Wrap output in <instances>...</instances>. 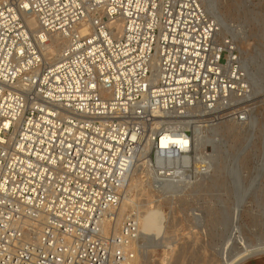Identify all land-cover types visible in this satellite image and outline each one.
Returning <instances> with one entry per match:
<instances>
[{
	"label": "built area",
	"instance_id": "built-area-1",
	"mask_svg": "<svg viewBox=\"0 0 264 264\" xmlns=\"http://www.w3.org/2000/svg\"><path fill=\"white\" fill-rule=\"evenodd\" d=\"M216 32L202 0H0V264H135L136 210L119 216L134 165L176 189L193 158L161 140L237 115L246 76Z\"/></svg>",
	"mask_w": 264,
	"mask_h": 264
},
{
	"label": "rangeland",
	"instance_id": "rangeland-1",
	"mask_svg": "<svg viewBox=\"0 0 264 264\" xmlns=\"http://www.w3.org/2000/svg\"><path fill=\"white\" fill-rule=\"evenodd\" d=\"M202 1L221 25L219 37L233 41L253 94L231 103L237 115L230 119L238 124L233 130L227 129L229 118L216 121L213 130L206 125L205 134L211 132L212 139L202 147L206 153L214 147L220 155L213 171L222 181L215 180V187L206 182L204 191L178 192L179 199L164 201L149 190L138 196L142 201L150 198L148 231L139 256L141 264H264V255L249 253L253 246L264 247V0ZM242 109L247 119L240 123L236 117ZM160 228L172 238V251L165 252L161 240L157 244Z\"/></svg>",
	"mask_w": 264,
	"mask_h": 264
},
{
	"label": "bare ground",
	"instance_id": "bare-ground-1",
	"mask_svg": "<svg viewBox=\"0 0 264 264\" xmlns=\"http://www.w3.org/2000/svg\"><path fill=\"white\" fill-rule=\"evenodd\" d=\"M19 1H25V0H19ZM23 16H24V20H25L26 24L33 30V34H36L38 32V22H37L36 18L32 14H30L29 12L24 13ZM211 18L215 22V24L217 25V32H216V38H215L216 42L224 43V41L226 40L227 37H222V38L219 37V36H221L220 35V33H221V25H220V23H218L213 17H211ZM113 25H117L118 28L120 27L118 22H114ZM81 32L85 33L86 32V28L82 29ZM229 41L232 43V45H234L232 40H229ZM44 42H45L44 53H45V56L47 57V59L48 58H54L55 56H58V53H59L61 47L66 43L65 39L63 37L59 36L58 34L46 35V38H44ZM227 57H229V58L231 57V52H229ZM154 62H156V58L155 57H154ZM241 71H243V75L246 76L245 81L247 80L246 81L247 85H246V87L244 89H241V90L237 89L236 91H232V96H231L232 97L231 98L232 101H231V103L235 102V101H237L239 103L240 100H242L244 98H247V97H251V95L253 94V89H252V87L250 85V82L248 81L247 75L245 74V70L243 69L242 65H241ZM239 91H241V92H239ZM241 102H243V101H241ZM234 106H236V105H234ZM199 112L201 114H203V112L205 113L204 110H198L197 113H199ZM241 113H243V112L242 111L239 112V114H241ZM239 114H238V116H239ZM236 118L239 119V117H236ZM232 119H230V122H231ZM233 120H235V118ZM203 122L204 121H201V123H199L198 121H196V123H193V124L189 125V128L191 127L192 131H193L192 139L191 138L190 139H187V138L180 139V138H176V137H171L170 136L168 138L162 139L161 142L159 143L161 148H166L167 144L169 143L167 140H169L174 145L178 144L180 146V148L184 152H188V154L184 155L185 156L184 159L193 158L194 174L196 172L198 173V171H199V172H201L202 177L204 176L203 178H201V175L199 176V174H198V176L202 179L200 182H199L200 178L198 179L197 175H195L194 178H193V176H194L193 175L191 177V179L187 178L186 176H184L182 178V182L179 184V186L176 189L170 190L168 192H164V191L158 192V191L150 190L149 188L145 189L146 187L141 182V179H140V176H139L140 175L139 166H137L136 164L134 165L133 170L129 173L128 178H127V184H126V186H125V188L123 190V193H122L123 197H122V201L120 203L119 216H122L127 210L135 209L136 213H137V222H138L139 233L143 237L145 236V232L148 231V225L149 224H148L147 215H149L148 214V206L150 205V198L147 197V199L144 200V201H142V199L141 200L139 199L138 196L142 195L143 192H146V190H149L152 193L153 192L156 193V195L158 196V199L159 198H163V200L166 201V199H164L165 197H168V199L171 196L176 197L175 195H178V192H182L183 191L182 194H186V192L188 193L190 190H192L191 192H194V191L199 190L200 188H202L200 190L204 191L206 189V187L205 186L202 187V186L205 185V183L208 182V181L211 182V185L213 187H215L214 186L215 185V182H214L215 180L222 181V180H220V175H218V176L215 175L217 172L213 171V170H215L214 168H216L215 166H216L217 162L221 161L220 160V155L217 153L216 150H214L215 149L214 147L211 148L212 150H211L210 153H206L204 151V148L202 147L204 145V143H207V142H209L212 139L211 138V136H212L211 132L208 135L205 134L206 133L205 129H207V132H208V127H206V125ZM240 123H242V121ZM212 125H213V123L207 124V126H209V127H211ZM215 125H216V122H215ZM239 125H241V124H239ZM236 126H238V124L235 123V121H233V122H231L230 125H228L229 128L227 127V129H230V130L232 129L233 130V128H236ZM212 128H213V126L211 127V129ZM239 130H241V129H239ZM219 143L222 144L221 142H219ZM214 145H215V143H213V146ZM215 147H216V149H217V147L219 148V146H217V145ZM222 148H220V149H222ZM141 153H142V151H141ZM208 170H212L213 173L212 174L206 173V172H209ZM204 178H206V179H204ZM192 179H194V182H193ZM191 184H192V186L194 185L192 187L193 189H191V187H190ZM188 186L190 187V189H188ZM133 191H135V193H133ZM177 199H179V198H177ZM117 224H119V223H117ZM156 238H157L156 239L157 244L161 240L163 246H165V249H164L165 252H167L168 250H171V251L173 250L171 248V245H172L171 241L172 240L170 241V239H172V238L169 237L170 238L169 239L168 237H166V230H164L162 228L158 229L157 233H156ZM245 250H248V249H245ZM249 253L253 254L255 256L264 255V247L253 246L251 248V250H249ZM139 255L135 258V264H141V260H140L141 256H139ZM233 263H235V262H232L231 264H233ZM226 264H229V263L226 262Z\"/></svg>",
	"mask_w": 264,
	"mask_h": 264
}]
</instances>
